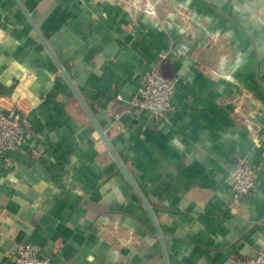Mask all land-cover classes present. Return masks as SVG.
I'll list each match as a JSON object with an SVG mask.
<instances>
[{
	"label": "crops",
	"instance_id": "1",
	"mask_svg": "<svg viewBox=\"0 0 264 264\" xmlns=\"http://www.w3.org/2000/svg\"><path fill=\"white\" fill-rule=\"evenodd\" d=\"M19 1L60 66L17 0H0V109L17 104L29 120L13 165L0 160V264L25 242L53 264L254 256L264 246V167L233 208L230 172L264 153V0H173L200 22L183 36L130 0ZM164 61L179 81L159 122L129 100Z\"/></svg>",
	"mask_w": 264,
	"mask_h": 264
},
{
	"label": "built area",
	"instance_id": "2",
	"mask_svg": "<svg viewBox=\"0 0 264 264\" xmlns=\"http://www.w3.org/2000/svg\"><path fill=\"white\" fill-rule=\"evenodd\" d=\"M128 5L152 17L157 15L155 4L151 0H130ZM178 81V76H165L159 66H154L143 74L142 82L134 91L129 103L139 110L146 111L156 121H167L168 114L175 109L172 97ZM28 122L27 114L17 104L6 110L0 109V160L7 168L14 163L12 152L19 149L25 141ZM263 167L264 153L256 162L243 158L237 160L230 172V208L239 204L241 199L251 192ZM9 257L11 261L8 264H53L50 257L38 255L32 242L23 243ZM230 264H264V246H260L254 256L237 258Z\"/></svg>",
	"mask_w": 264,
	"mask_h": 264
},
{
	"label": "water",
	"instance_id": "3",
	"mask_svg": "<svg viewBox=\"0 0 264 264\" xmlns=\"http://www.w3.org/2000/svg\"><path fill=\"white\" fill-rule=\"evenodd\" d=\"M17 2L19 3L21 9L23 10V12L27 15L29 21L31 22L33 28L35 29V31L37 32V34L39 35L42 43L44 44V46L47 48L48 52L51 54L52 58L55 60V62L60 66V64L57 62L55 56L53 55V53L51 52L49 46L47 45V42L45 41V39L43 38V36L41 35V33L39 32L38 28L36 27V25L33 23V21L31 20V18L29 17V15L27 14V12L25 11V9L23 8L21 2L19 0H17ZM162 68V72L165 76H172V71H171V67L168 61H164L161 65ZM62 74L64 75L67 83L69 84L73 94L75 95L76 99L78 100V102L81 104L82 108L84 109L85 113L87 114L89 120L91 121V123L93 124L95 130L97 131L99 137L101 138V140L104 142V144L106 145L107 149L109 150V152L112 154V156L115 158V160L117 161L122 173L124 174V176L127 178V180L130 182V184L132 185V187L134 188V190L137 192V194L140 196V198L143 200L146 209L148 210L152 220L154 221V223L156 224V220H155V216L149 206V204L145 201L144 197L142 196V194L139 191V188L137 187V185L135 184L134 180L132 179L131 175L129 174L128 170L126 169L125 165L123 164L122 160L120 159V157L118 156V154L116 153L115 149L113 148L107 134L105 133V131L103 130V128L100 126L99 122L97 121L96 117L94 116L93 112L91 111V109L89 108V106L85 103V101L83 100V98L81 97L79 91L77 90L76 86L73 84L72 80L70 79V77L67 75V73L63 70ZM158 235L160 238V234L158 231ZM164 254V252H163ZM164 256V255H163ZM164 260L166 262V258L164 256ZM166 264V263H165Z\"/></svg>",
	"mask_w": 264,
	"mask_h": 264
},
{
	"label": "rangeland",
	"instance_id": "4",
	"mask_svg": "<svg viewBox=\"0 0 264 264\" xmlns=\"http://www.w3.org/2000/svg\"><path fill=\"white\" fill-rule=\"evenodd\" d=\"M155 5L157 11H161L168 17V24L171 21H175L180 25V31L182 36L184 33L193 34L195 30L193 28L200 23L196 20V12L191 8L190 3L173 2V0H151ZM260 14V12H259ZM261 15V14H260ZM193 30V32H192ZM210 33V32H209ZM216 33V35L214 34ZM212 35L217 36L218 32H214Z\"/></svg>",
	"mask_w": 264,
	"mask_h": 264
}]
</instances>
